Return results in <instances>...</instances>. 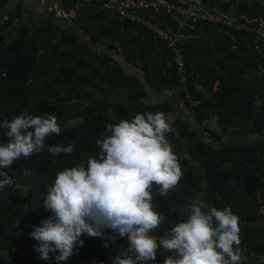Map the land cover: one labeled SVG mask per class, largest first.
<instances>
[{
  "label": "crops",
  "instance_id": "crops-1",
  "mask_svg": "<svg viewBox=\"0 0 264 264\" xmlns=\"http://www.w3.org/2000/svg\"><path fill=\"white\" fill-rule=\"evenodd\" d=\"M23 1L25 24L36 28L51 21L60 29L59 37L70 31L87 61L100 57L102 73L108 67L118 68L124 81H132L131 87L127 83L129 91L118 89L102 99L164 112L180 140L174 151L200 170L207 184L205 164L194 158L190 137L194 136L193 144L203 152V159L210 160L216 153V164H221L219 171L226 183L216 186L215 202L210 204L218 209L231 207L239 217L246 263L264 264V217L257 211L254 195L246 190V178L264 185V59L253 51V37L231 30L233 35L226 37L217 26H200L180 35V47L191 72L190 91L200 102L194 107L173 78V57L166 45L135 24H121L116 15L101 12L100 4L105 0H83L70 10L62 0ZM176 1L196 2L232 20L255 23L264 17V0ZM12 3L8 1V5ZM159 23L176 31L174 17L163 14ZM219 154L224 156L217 157ZM184 186L196 191L189 184Z\"/></svg>",
  "mask_w": 264,
  "mask_h": 264
},
{
  "label": "clouds",
  "instance_id": "clouds-1",
  "mask_svg": "<svg viewBox=\"0 0 264 264\" xmlns=\"http://www.w3.org/2000/svg\"><path fill=\"white\" fill-rule=\"evenodd\" d=\"M171 123L164 112L152 111L108 123L107 135L95 141L97 156L57 172L42 206L51 215L29 234L38 242L35 250L41 259L58 252L57 261L67 260L77 244L84 245L80 237L87 235L104 237L106 248L117 237H127V247L111 257L112 264H159L158 251L170 253L164 255L163 264H239V217L230 206L218 209L197 196L187 201L186 220L162 236L151 234L165 219L153 204V187L165 197L183 175L167 139L173 131ZM0 130L7 141L0 143V190L15 186L29 191V186H22L5 171L21 157L44 150L52 157L74 151V143H45L48 136L62 131L51 114L39 116L23 110L11 120L0 121ZM29 175L24 170L23 176ZM207 187L202 182L201 188Z\"/></svg>",
  "mask_w": 264,
  "mask_h": 264
},
{
  "label": "trees",
  "instance_id": "trees-1",
  "mask_svg": "<svg viewBox=\"0 0 264 264\" xmlns=\"http://www.w3.org/2000/svg\"><path fill=\"white\" fill-rule=\"evenodd\" d=\"M8 1L0 0V121L4 118L11 120L23 110L39 116L54 115L62 131L59 135L48 136L45 143L65 146L74 143V151L72 155L60 154L52 157L44 150L27 158L21 157L5 170L13 180H18L22 186H29V191L25 193L15 186H6L0 190V264H16L17 261L11 260L15 252L22 253L24 264H112L111 257L127 247V237H117L116 241L106 248L104 237L81 236L84 245L77 244L67 260L57 261L55 256L59 255L58 252L49 253L48 260L41 259L35 250L38 242L29 234L43 219L51 215L42 206L47 189L54 184L57 172L86 161L89 156H97L99 147L95 141L107 135L108 123L115 124L121 119L131 120L135 114L146 113L147 110L137 105H116L102 99L103 95L112 94L118 89L129 91L127 83L131 87L132 81H124L118 74V68L112 70L108 67L106 72L102 73L103 60L96 57L94 62L87 61L79 52L83 48L76 36L70 31H65L59 37L60 29L51 21L34 28L25 24L23 10L18 11L16 17L7 15L8 20L4 21L3 15ZM80 1L83 0H62L66 10L72 9ZM101 5L103 3L99 7L102 12ZM168 21L171 22L172 19ZM118 22L130 23L119 18ZM144 31L147 32L145 29ZM228 35H233V32L225 30V36ZM187 66L190 71L188 64ZM173 78L177 80L175 66ZM66 86H69V92L62 95L59 89ZM73 99L78 100V103L75 101L71 104ZM167 139L174 151L180 140L174 132L167 134ZM193 139L194 136H191L189 145L190 148L191 145L195 146L194 153L192 152L194 158L205 164L209 177L208 187L201 188L202 182H205L202 172L190 166L181 154L174 151L183 168V175L175 187L176 190H171L165 197L159 196L158 187H153V204L165 219L152 235L162 236L177 222L186 220L187 201L196 198L198 194L206 203L215 202L213 196L216 186L226 183L219 171L221 164H216V153L210 160L205 157L203 159V152L196 148L198 146L193 144ZM6 142L0 130V143ZM220 156L224 155L219 154L217 157ZM184 165L189 166L184 168ZM24 170H29L31 175L24 177ZM0 179L3 177L0 176ZM254 182L246 178V190L255 197L256 192L263 189L264 185ZM185 184H189L196 191H191ZM110 234L111 230L107 235ZM164 255L170 253L158 251L156 260L159 264H163Z\"/></svg>",
  "mask_w": 264,
  "mask_h": 264
},
{
  "label": "built area",
  "instance_id": "built-area-1",
  "mask_svg": "<svg viewBox=\"0 0 264 264\" xmlns=\"http://www.w3.org/2000/svg\"><path fill=\"white\" fill-rule=\"evenodd\" d=\"M101 9L112 12L121 21L142 27L166 45L173 57L176 84L186 101L194 107H198L200 102L192 97L190 91L191 75L180 47L182 33L195 31L199 26L206 24L217 26L223 32L231 30L249 34L253 37V51L264 59V17L259 18L255 23L232 20L196 2L183 3L176 0H105ZM163 14L175 18L177 25L175 32L161 27L159 20ZM255 199L258 213L264 217V188L256 192ZM239 248L241 250L239 264H247L241 246Z\"/></svg>",
  "mask_w": 264,
  "mask_h": 264
},
{
  "label": "rangeland",
  "instance_id": "rangeland-1",
  "mask_svg": "<svg viewBox=\"0 0 264 264\" xmlns=\"http://www.w3.org/2000/svg\"><path fill=\"white\" fill-rule=\"evenodd\" d=\"M11 2H13L12 3L13 5H11V4L8 5V7L6 8V11H5L4 15H3L4 21L5 20L6 21L8 20L7 15L8 16L11 15V16H14L15 17V13H16L15 10L16 11H20V10H23L24 11V9H25L24 1L23 0H11ZM35 19L37 20V17ZM30 23L33 24V25H35L36 24V21L35 20H32ZM69 89H70L69 86H66L65 88L59 89V91L61 92L62 95H67L66 92ZM104 99H107V98H104ZM107 100H109V99H107ZM75 101H76V99H73V100L70 101V103L73 104V103H75ZM74 122H76V121L74 120ZM21 231H22V228H21ZM17 239L19 240L18 236H17ZM11 260H13L15 262L17 261L16 264H24L25 263L24 262V259L22 257V253H18V252L17 253L15 252L14 256L11 257Z\"/></svg>",
  "mask_w": 264,
  "mask_h": 264
},
{
  "label": "flooded vegetation",
  "instance_id": "flooded-vegetation-1",
  "mask_svg": "<svg viewBox=\"0 0 264 264\" xmlns=\"http://www.w3.org/2000/svg\"><path fill=\"white\" fill-rule=\"evenodd\" d=\"M16 17V16H15ZM18 22V21H17ZM76 103H78V100H76Z\"/></svg>",
  "mask_w": 264,
  "mask_h": 264
}]
</instances>
